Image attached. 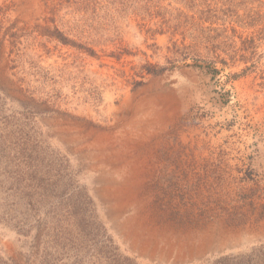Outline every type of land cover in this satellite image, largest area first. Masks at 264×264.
<instances>
[{
  "label": "rangeland",
  "instance_id": "1",
  "mask_svg": "<svg viewBox=\"0 0 264 264\" xmlns=\"http://www.w3.org/2000/svg\"><path fill=\"white\" fill-rule=\"evenodd\" d=\"M154 1L0 0V264H264V0ZM207 9L226 66L168 52Z\"/></svg>",
  "mask_w": 264,
  "mask_h": 264
},
{
  "label": "trees",
  "instance_id": "2",
  "mask_svg": "<svg viewBox=\"0 0 264 264\" xmlns=\"http://www.w3.org/2000/svg\"><path fill=\"white\" fill-rule=\"evenodd\" d=\"M56 1V5L52 8L51 12L57 14L58 8H103L102 2H107L108 6L111 8H157V1L154 0H46ZM143 7L138 4L143 2ZM197 1H200L197 3ZM234 0H226L227 5L232 7ZM183 3L182 8H209L206 4L207 0H181ZM217 10L207 9L195 13L192 16L180 15L179 21L173 25L168 26L173 35L180 34L182 36V42L180 44L174 42L172 47L168 49V52L177 57L178 59L184 61L189 57L196 58V61H201L208 66H214L217 63L223 66L227 65V59L234 61L236 56L245 51L244 47L247 44L253 42V38H246L241 40V48L236 47V42L234 38L236 37V31L232 27L230 30L225 26L226 22L223 21L219 27H213L214 21H219L216 14ZM206 23L210 24L204 26ZM215 24L218 22H214ZM168 25V24H164ZM229 31L231 35H229ZM15 37V36H12ZM189 39V43L184 42ZM254 53L248 59H253ZM224 56V57H222ZM243 61H246L244 56H240ZM201 58H205L201 60ZM189 66V65H188ZM196 68H203L201 64L192 65ZM149 74H158L150 69L146 68ZM216 73L219 70L213 68Z\"/></svg>",
  "mask_w": 264,
  "mask_h": 264
}]
</instances>
